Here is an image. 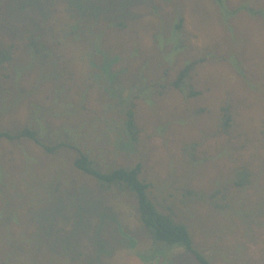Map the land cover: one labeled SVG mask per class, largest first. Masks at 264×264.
<instances>
[{
	"label": "rangeland",
	"instance_id": "1",
	"mask_svg": "<svg viewBox=\"0 0 264 264\" xmlns=\"http://www.w3.org/2000/svg\"><path fill=\"white\" fill-rule=\"evenodd\" d=\"M224 1L257 12L229 17L217 0H0V45L13 51L0 65V128L66 143L50 153L0 138V264H200L155 242L135 194L78 169L81 152L102 171L142 162L150 197L212 264H264V0ZM33 34L49 49L36 53ZM201 59L190 76L200 94L159 93ZM242 167L251 181L234 187Z\"/></svg>",
	"mask_w": 264,
	"mask_h": 264
},
{
	"label": "trees",
	"instance_id": "2",
	"mask_svg": "<svg viewBox=\"0 0 264 264\" xmlns=\"http://www.w3.org/2000/svg\"><path fill=\"white\" fill-rule=\"evenodd\" d=\"M222 12L226 16H234L242 9L247 10L250 13H256L249 6L241 5L238 8L229 9L224 0H217ZM248 7V8H247ZM183 18L180 17L176 24V29L179 31L182 28ZM30 46L35 48V52L39 53L40 48H47L45 44L41 42L36 34L30 35ZM49 48H47L48 50ZM13 51L10 48H2L0 45V65L8 60L12 59ZM201 60H191L184 64V66L179 70L177 76L174 80L168 83H161L160 94H163L168 86L179 89L181 92L185 93L187 96L194 97L200 94V90L193 87L190 82L191 73L197 67V64ZM113 59L111 57H106L103 61V69L106 72H110L113 65ZM135 104L132 102L130 107L126 112V125L131 139L135 142L139 139V127L136 123L135 118ZM224 117L222 120V127L224 130L232 126V114L230 108L225 106ZM22 137H28L39 143L48 152H54L59 147L65 146L66 143H60L57 145H48L40 137L36 129L25 126L18 130L3 129L0 128V138H7L9 140H16ZM75 166L81 171L92 175L102 184H108L110 186L117 185L126 187L129 191L133 192L137 200V209L139 212V217L142 223L151 233L155 242H160L170 246H181L187 251L191 252L200 264H212L207 256H205L196 246L193 235L185 223L177 221L172 214L165 213L160 210L156 202L150 197L149 190L151 184L141 178L142 173V162L137 163L132 167H117L110 171H102L94 165V162L89 157L88 154L81 152L74 162ZM235 176L233 177L231 183L234 187L243 188L249 184L251 181L250 171L246 167H242L236 170ZM229 190V188H226ZM216 196L215 194L212 195ZM203 197V196H202ZM225 198L229 197L228 191L225 192ZM218 207H223V204H217ZM228 206V207H227ZM225 207H231V203L226 202Z\"/></svg>",
	"mask_w": 264,
	"mask_h": 264
},
{
	"label": "bare ground",
	"instance_id": "3",
	"mask_svg": "<svg viewBox=\"0 0 264 264\" xmlns=\"http://www.w3.org/2000/svg\"><path fill=\"white\" fill-rule=\"evenodd\" d=\"M230 9V8H229ZM202 10V9H201Z\"/></svg>",
	"mask_w": 264,
	"mask_h": 264
}]
</instances>
